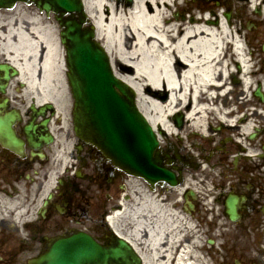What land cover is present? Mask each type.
<instances>
[{"label": "bare ground", "instance_id": "6f19581e", "mask_svg": "<svg viewBox=\"0 0 264 264\" xmlns=\"http://www.w3.org/2000/svg\"><path fill=\"white\" fill-rule=\"evenodd\" d=\"M187 1L133 0L125 6L123 0H83L96 37L111 58L114 74L134 90L139 111L161 135L177 131L170 120L179 111L185 113L188 128L203 134L210 114L222 121L236 120L237 111L228 109L229 103H219L218 92L229 87L228 72L236 71L230 70V65L237 64L243 74L250 68L243 34L231 19L224 20L218 12L217 21L213 22L216 15L198 6L190 7L186 15L178 9L180 18L172 15V5L182 6ZM241 1L239 6L243 8L258 3V0ZM223 10L233 14L232 7L225 5ZM57 34V27L49 17L0 12V48L20 70L18 79L26 83V92L32 94L33 100L55 105L64 128L69 91L64 49ZM229 41L238 56L228 51ZM249 83L246 76L242 85L245 90L251 86ZM159 91H165L167 97L161 98L164 94ZM213 93L215 97L211 98ZM249 126L243 125V130L247 131ZM55 155L60 166L68 160L66 149L55 150ZM53 179L51 172L46 188ZM190 180L198 190L209 181L199 174L186 179ZM193 194L196 195L194 190ZM20 200V196H0V205L4 210L15 211L18 220L24 211ZM185 211L188 208L177 199L136 192L122 203L112 223L119 236L139 253L142 254L139 246L145 248L142 254L145 264H195L196 239L187 233L193 228Z\"/></svg>", "mask_w": 264, "mask_h": 264}, {"label": "water", "instance_id": "95a60500", "mask_svg": "<svg viewBox=\"0 0 264 264\" xmlns=\"http://www.w3.org/2000/svg\"><path fill=\"white\" fill-rule=\"evenodd\" d=\"M16 0H0V6L10 7ZM39 9L53 10L60 25L69 67L68 81L74 97V123L78 135L98 146L115 164L134 174L145 173L148 165L159 170L156 178H171L162 169L156 152V140L150 126L137 111L133 94L115 78L107 57L92 41L93 32L82 27V6L79 0H24ZM130 1V0H129ZM69 12V17L64 13ZM75 12L77 16L73 13ZM117 87L120 93L115 89ZM2 125L4 137L17 146L11 131ZM151 137L152 142L149 141ZM155 149V150H154ZM151 150V151H150ZM154 151V152H153ZM153 152L151 160L149 153ZM157 164H153V163ZM235 197H228L227 213L236 218ZM34 264H139L130 245L116 239L109 247H101L81 234L57 239Z\"/></svg>", "mask_w": 264, "mask_h": 264}, {"label": "rangeland", "instance_id": "374dc122", "mask_svg": "<svg viewBox=\"0 0 264 264\" xmlns=\"http://www.w3.org/2000/svg\"><path fill=\"white\" fill-rule=\"evenodd\" d=\"M224 1L227 0H222L220 2H213L212 0H188L182 6H180V4L174 7L172 6L171 13L172 15H177L178 9H180L182 10V14L186 15L189 10L193 8V6H198L204 11H209V13L214 12V15H216L215 17L217 18L218 12L222 14L221 4ZM258 1L260 2V4H258L255 8L252 7V5H247L245 8H243L239 6L242 2L241 0H228V7H232L233 9V15H231V22L233 26L238 27L240 30H242L241 32L244 35L246 42H250L249 45L254 47V50L251 49V51L254 53V56L252 53L250 54V63L251 65H253L252 69L255 70V73L251 78L256 82L264 81V67L262 65V62L260 61V59L264 56V53L261 52V44L264 42V21H260L261 18H264V2H261L262 0ZM18 5V8L11 10L9 13L13 15L18 14L19 12L33 15L38 13L48 18L43 12H40L33 5H28L25 3H19ZM183 7L184 9H182ZM190 7L192 8L190 9ZM257 9H260L262 13H257ZM177 16L179 17V15ZM49 18L51 19L52 23H55L58 29V24L52 14H50ZM249 25L250 28H248ZM227 82H231L230 77ZM233 87L234 89L227 94L226 102L228 101L231 107H236L239 109L237 115L251 113L254 109L255 111H258L260 110V107H263L264 102L260 103L257 97L253 96L252 94L248 95V91H246L245 93V91L242 90L241 84ZM68 98L69 101L66 107L65 120L66 126L63 128L61 123L54 124L56 129H58L57 131L60 141H64V137L67 133L70 135V137L74 134L71 119L72 98L70 95V91ZM221 101L223 102V99H221ZM244 103L245 105L242 106V104ZM258 119L261 120L257 116H254L251 118V121L258 122ZM214 121L215 120H212L211 123L215 125L216 123H214ZM263 124L264 121L260 123L261 126ZM223 133L225 132L223 131ZM235 134L236 132H233L232 135L236 136ZM168 135L170 139L169 141L178 146V153H180L182 150L187 149L188 151H191L195 154V158H198V153L199 156L203 154V151L195 149V147L192 145L194 140H198L199 142L202 141V143H205L204 146L206 147V149H204V154L208 155V153H210L209 149H212L215 146L218 138L220 137V134L217 133L210 135V138H208V136L207 138L202 137L199 134L192 135L191 129L186 126L185 121L183 122L181 129H179L175 133H170ZM166 139L167 137L163 136L161 138V144H164ZM66 141L67 143L65 144V146H71V142L68 138H66ZM215 152L209 155L211 159L206 162V164L202 163V160H200L199 166L198 164H196L197 162L194 163L193 161V163L191 162V165L181 168L184 181L188 176L192 174L190 173V171L197 174L204 173L202 175L206 176L209 181L213 178V175H215V179L211 180L214 182L208 181L205 188L203 187L202 189L201 187V193L197 194L195 198L191 199L194 204V214L196 216L201 215V217L205 221L203 222V220L201 221L200 218L198 219L200 221V229L203 231L201 233L202 240H204V242L207 238H211L214 240L213 244L211 245V263L236 264V261H238V264H264V262L261 261V258H259V255L261 253H263L262 257L264 258V235L256 234V231H254L253 227L254 225L247 220V217L245 215L237 223L229 221L224 213L222 200H212V195L209 192V190L212 189V184H217L220 181H225V186L227 187L228 180L226 178L231 175L225 174V164L232 163L236 154L235 150H232L230 154H223L219 151ZM58 162L59 161H57V163L55 165H52L51 167L55 169L56 166L57 169ZM201 164L207 166L204 172H202ZM220 172L221 175L218 176ZM223 172L224 176L222 177ZM77 182L84 183L87 202L90 205L95 206L92 208L95 211L98 210V212H102L103 205L106 204L103 197L104 189L109 188V190L113 192L114 188L110 187V185H108L107 187H99L97 185V181L94 179H92L91 181H88L86 179H78ZM34 191L35 186L31 187L28 191H23L22 195H25L26 197V195H30ZM214 191H216V188H214ZM166 196L170 195L167 194ZM2 212L4 213L5 211ZM22 236H27V232L22 231L21 233H15L7 229H0V256L2 258L0 260V264H20L19 259H24L26 256H28V253L26 251H22V253L20 254V252L16 249V245L20 241L19 237ZM256 247H258L260 250Z\"/></svg>", "mask_w": 264, "mask_h": 264}, {"label": "flooded vegetation", "instance_id": "af4514ba", "mask_svg": "<svg viewBox=\"0 0 264 264\" xmlns=\"http://www.w3.org/2000/svg\"><path fill=\"white\" fill-rule=\"evenodd\" d=\"M15 88L16 85L12 84L10 79L4 78L3 73L0 71V111L5 113L14 107V104H12V100H14L12 93ZM31 119L32 114L30 111L23 109L21 119L14 124L17 134L25 140V157H19L0 143V155H2L0 167L2 165L1 168L12 178L20 177L26 170L38 172L47 159V157L40 159L33 156L32 152L34 148L30 147L26 141L23 130L27 124L31 123ZM41 120L42 118H38L34 122L40 123ZM239 127L240 125L234 127V129L237 130ZM257 130L256 135L261 137L260 142L256 141V136L251 141H253V145L256 147L258 146L257 143H260L259 148L264 150V129ZM243 137L247 140L249 139L248 134ZM224 145L227 146L224 151L229 152L237 145L240 147V142L229 140L224 141ZM93 149L87 147L83 149L81 155L78 156L77 167L85 165L83 158H86L92 162V166L86 174L92 176L94 180H98L100 177H107L111 180L110 184L114 183L117 179L121 181L123 179L122 173L114 169ZM240 149L243 151L241 147ZM258 159L257 162H250L242 158L236 171V179L234 180L235 186L241 191L240 193L248 196L242 209V214H249L250 221L257 224L264 217V154ZM144 185L146 184L144 183ZM81 187L82 184L76 183L73 177L65 175L62 184L46 206L44 215H36L35 220L28 224L32 233L30 250L33 253L44 250L48 239L53 235L67 233L77 228L93 233L95 238L103 243L108 242L103 218L94 213L95 210L87 202V197ZM119 187L120 184L117 183L114 187L115 192H118ZM158 190H161V188L159 187Z\"/></svg>", "mask_w": 264, "mask_h": 264}]
</instances>
